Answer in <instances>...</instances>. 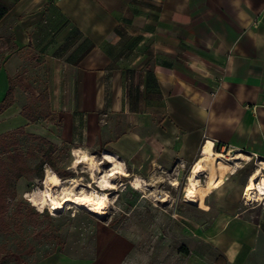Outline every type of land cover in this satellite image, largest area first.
<instances>
[{
  "label": "crops",
  "instance_id": "crops-1",
  "mask_svg": "<svg viewBox=\"0 0 264 264\" xmlns=\"http://www.w3.org/2000/svg\"><path fill=\"white\" fill-rule=\"evenodd\" d=\"M0 5V107L10 89L13 100L0 136L23 128L58 148L110 153L144 180L194 166L212 141L230 171L183 264H264V200L244 199L264 172V0ZM133 250L109 228L92 256L58 252L41 264H128Z\"/></svg>",
  "mask_w": 264,
  "mask_h": 264
},
{
  "label": "rangeland",
  "instance_id": "rangeland-1",
  "mask_svg": "<svg viewBox=\"0 0 264 264\" xmlns=\"http://www.w3.org/2000/svg\"><path fill=\"white\" fill-rule=\"evenodd\" d=\"M4 135L0 139V184L6 187L2 191L5 212L0 214V264H41L58 252L90 257L97 237L109 228L134 243L128 264H183L191 238L208 227L215 216L213 211L205 212L185 201L193 164L163 166L157 171V177L163 179L145 178L147 195L130 184L136 178L134 174L121 176L118 189L111 192L104 218L69 204L55 215L48 209L41 211L25 195L43 187L47 168L57 175L64 174L59 175L62 179L80 177L86 183L90 181L89 169L85 165L77 171L72 168L74 150L67 144L50 147L20 130ZM14 150L24 155L22 175L17 174L10 159ZM91 155L103 162L102 152ZM43 156L45 164L40 166ZM108 165L101 163L104 170ZM209 180L201 177L205 185L204 203L210 209L213 198L207 185Z\"/></svg>",
  "mask_w": 264,
  "mask_h": 264
},
{
  "label": "bare ground",
  "instance_id": "bare-ground-1",
  "mask_svg": "<svg viewBox=\"0 0 264 264\" xmlns=\"http://www.w3.org/2000/svg\"><path fill=\"white\" fill-rule=\"evenodd\" d=\"M213 146L212 141L207 142L202 151L204 156L193 166L185 189V201L198 205L202 209H208V207L204 203L205 185L202 184L201 176L206 175L210 179L207 185L209 191L213 192L221 185L219 172L221 171L224 175L230 169L231 158L214 152ZM102 160L101 163L109 164L106 170L101 167V163L93 155L85 150L75 149L72 168L77 171L80 165H85L89 169V182H84L80 177L62 179L47 168L43 187L26 193L25 198L41 211L48 209L54 215L63 211L69 204L97 218H104L110 204L111 192L118 189L117 180L129 174L124 163L115 155L104 153ZM206 165L210 167L209 172ZM130 184L133 188L148 194L147 182L144 179L136 177L130 180ZM244 199L247 204H255L264 200V172L261 169L256 170L249 179L244 190Z\"/></svg>",
  "mask_w": 264,
  "mask_h": 264
},
{
  "label": "trees",
  "instance_id": "trees-1",
  "mask_svg": "<svg viewBox=\"0 0 264 264\" xmlns=\"http://www.w3.org/2000/svg\"><path fill=\"white\" fill-rule=\"evenodd\" d=\"M6 13H7V9L0 5V21L3 19V17L6 15ZM11 93H12V90L10 89L8 92V95L6 96L5 100L3 101V103L0 107V111L7 109V107L13 102L12 98H10ZM19 130L22 133H25L23 128H20ZM1 137H6V136L1 135L0 139H1ZM29 137L38 138V140L41 143L48 144L50 147H55L41 137H36L34 135H29ZM23 158H24L23 153H21L20 151H17V150H14V152L11 153V156H10L11 162L15 165L14 168L17 171V174H19V175H22L23 172H22L21 168L25 166V162L23 161ZM44 164H45V157L43 156L41 158V160L39 161L38 165L42 166ZM59 175L61 177L65 176L62 173H60ZM5 188L6 187L4 186V184L3 185L0 184V214H3L5 212V206H4L3 195H2V191Z\"/></svg>",
  "mask_w": 264,
  "mask_h": 264
},
{
  "label": "built area",
  "instance_id": "built-area-1",
  "mask_svg": "<svg viewBox=\"0 0 264 264\" xmlns=\"http://www.w3.org/2000/svg\"><path fill=\"white\" fill-rule=\"evenodd\" d=\"M246 202H247V201H246ZM246 202H245V203H246ZM248 205H249V204H248Z\"/></svg>",
  "mask_w": 264,
  "mask_h": 264
}]
</instances>
